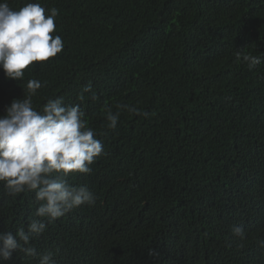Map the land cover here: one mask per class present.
Here are the masks:
<instances>
[{
    "label": "trees",
    "instance_id": "trees-1",
    "mask_svg": "<svg viewBox=\"0 0 264 264\" xmlns=\"http://www.w3.org/2000/svg\"><path fill=\"white\" fill-rule=\"evenodd\" d=\"M35 2L46 15L58 10L53 35L64 48L22 80L0 70V115L38 79L33 107L58 96L80 104L104 146L90 174L65 178L86 185L95 204L70 212L80 213L75 221L48 224L34 237L37 253L52 250L56 234L55 264H107L108 249L120 264H264L256 244L264 238V0ZM238 53L261 63L249 70ZM87 84L93 91L80 101ZM109 108L120 111L114 130ZM37 207L34 191L11 196L0 182V232L27 230ZM234 224L247 239L232 238ZM0 264H39V256L17 251Z\"/></svg>",
    "mask_w": 264,
    "mask_h": 264
},
{
    "label": "clouds",
    "instance_id": "clouds-1",
    "mask_svg": "<svg viewBox=\"0 0 264 264\" xmlns=\"http://www.w3.org/2000/svg\"><path fill=\"white\" fill-rule=\"evenodd\" d=\"M18 1L24 4L14 9L7 0H0V70L15 81L24 78L25 69L34 66L33 62L48 61L64 48L61 36L53 35L58 10L51 8L46 15L45 8L35 0ZM237 59L247 64L249 70L261 63L260 57L249 53H238ZM42 86L40 80L29 79L26 96L13 99L0 115V182L11 196L34 191L38 202L35 215L40 218L31 220L27 230L20 227L15 234L0 232V260H10L19 251L28 257L39 256V264H55L54 252L63 251L62 239L55 234L52 250L37 253L36 249H42L34 237L43 234L48 224L61 217L60 221L77 220L80 213L70 212L96 202L94 193L86 185H72L65 178L75 173L90 174V165L104 154V146L96 138V132L88 127L80 104H65L64 98L58 96L48 99L39 110L34 108L33 97ZM92 91L91 84L85 85L77 94L78 99L83 101L84 93ZM96 98L93 93L91 99ZM116 107L135 116H148L135 106L117 104ZM106 111L107 127L114 130L120 111L114 113L110 108ZM81 233L89 237L90 227L84 226ZM231 233L238 241L247 239V232L240 225H232ZM256 244L264 249V238H257ZM148 255L160 254L149 248ZM106 261L120 264L110 249L106 252ZM161 262L159 258L154 264Z\"/></svg>",
    "mask_w": 264,
    "mask_h": 264
}]
</instances>
